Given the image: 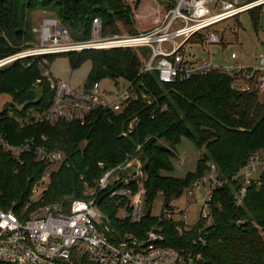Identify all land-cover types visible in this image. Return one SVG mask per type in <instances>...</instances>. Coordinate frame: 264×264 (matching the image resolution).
Returning <instances> with one entry per match:
<instances>
[{"label": "trees", "instance_id": "trees-1", "mask_svg": "<svg viewBox=\"0 0 264 264\" xmlns=\"http://www.w3.org/2000/svg\"><path fill=\"white\" fill-rule=\"evenodd\" d=\"M144 1L147 0H0V61L31 47L35 40V12L54 14L73 39L86 42L92 38L95 19L102 21L104 36L120 34L121 27L129 34H138L136 11ZM155 1L161 12L147 24L151 29L144 32L160 25L176 5L175 0ZM252 19L257 24V15ZM145 27L139 30H146ZM203 36L191 37L180 52L184 53L191 41L203 42ZM144 53L149 54L148 61V48L137 52L122 48L86 49L21 58L0 68V96L11 97V102L0 110V138L15 146L33 141L34 147L43 145L67 157L66 163L47 179L44 172L48 166L36 162L31 153L24 155V163L19 164L10 154L0 152L1 207L20 206L41 182L42 190L34 207L63 203L68 208L74 200L92 198L87 189L95 188L109 170L139 159L141 165L133 173L120 176L110 191L98 192L95 197L115 229L114 234L142 237L160 224L159 219L148 215L140 225L118 220L111 190L125 188L134 198L145 192L150 207L162 194L166 208L174 211L171 201L204 176L209 164H214L223 184L213 194L210 217L201 215L197 225L182 235L176 231L178 223L164 222V245L202 253L209 264H264V171L249 179V185L242 172L253 156L264 152V100L257 88L258 75L249 82L252 87L247 91L235 87L240 76L218 70L185 81L161 83L158 71L142 73L147 62ZM60 55L70 57L73 69L86 60L92 61L87 86L106 76L122 79L139 94L138 100L131 102L122 114L97 113L85 124L34 123V115L49 108L53 99L45 68L49 69ZM28 119L32 124L22 126L20 122ZM134 120L137 125L127 134ZM182 138L205 146L207 155L198 161L196 171L184 179L166 176L165 172L174 170L175 147ZM245 186L246 196L238 206L237 195Z\"/></svg>", "mask_w": 264, "mask_h": 264}, {"label": "built area", "instance_id": "built-area-1", "mask_svg": "<svg viewBox=\"0 0 264 264\" xmlns=\"http://www.w3.org/2000/svg\"><path fill=\"white\" fill-rule=\"evenodd\" d=\"M160 25L149 32L137 35L116 36L103 39L102 21L95 19L92 38L86 42L72 43L69 32L55 19H46L38 33V47L0 61V68L18 59L45 55L66 54L86 49H130L135 52L143 48L150 50V61L142 73L158 71L161 83L189 80L197 75H205L218 70L240 76L235 87L243 91L251 89L250 81L258 75L257 88L264 94V54L258 58L259 65L247 69L239 63L236 66L218 67L209 60L192 62L181 51L185 43L194 36H207L206 44H221L222 39L211 28L224 21L263 6L264 0H175ZM168 45V48L165 47ZM236 54L232 59L236 60ZM46 67V66H45ZM44 75L49 78L53 99L49 108L37 116V121L52 126L60 122L85 124L97 113L112 111L122 114L128 105L138 100L129 85L114 94L106 91L99 82L85 87H77L51 77L48 68ZM137 120L131 122L127 134L132 133ZM45 140V139H44ZM33 142V141H32ZM32 142L12 145L4 137L0 138V152L8 153L19 164L24 163V155L31 153L36 162L46 164L47 179L53 171L66 163L67 157L46 146H33ZM140 148V147H139ZM124 166V165H123ZM109 170L97 186L87 189L92 198L74 200L67 208L63 203L34 207L39 199L40 183L32 188L27 200L20 206L13 204L3 209L0 197V262L8 264H209L202 253L188 249H174L164 245L166 236L162 224L167 221L178 223L176 231L182 235L190 226L187 222L174 219V211L163 205L160 224L152 226L142 237L131 233H115L109 218L97 205L98 192L110 191L120 181L115 173L123 168ZM207 173L192 183L186 190L194 203L201 206L203 217H210L211 203L215 190L223 184L219 170L214 164L208 165ZM264 171V152L256 154L242 172L246 176L259 175ZM250 180H247L249 185ZM87 186V185H86ZM197 191L202 194L198 195ZM118 208L116 218L131 225H140L148 216V196L145 192L134 198L125 188H114L110 192ZM246 196V186L237 195V205H242ZM187 218L186 209L179 211ZM114 232V233H113Z\"/></svg>", "mask_w": 264, "mask_h": 264}, {"label": "rangeland", "instance_id": "rangeland-1", "mask_svg": "<svg viewBox=\"0 0 264 264\" xmlns=\"http://www.w3.org/2000/svg\"><path fill=\"white\" fill-rule=\"evenodd\" d=\"M158 2V1H157ZM155 0L144 1L141 9L136 11V19L138 25V34L143 33L151 28H147V24L153 22L156 18L157 13L160 14V4ZM160 3V2H159ZM257 15V24L253 23V15ZM160 16V15H159ZM47 18L56 19L60 22L57 17L52 13L35 12L32 14V29H40L43 22ZM61 25V24H60ZM142 26H146V30H139ZM70 35L72 43H80L82 41H77L73 39L71 32L65 28ZM122 32L120 34H108L104 36L103 39L113 38L116 36H127L133 35L129 34L126 29L121 27ZM220 35L223 43L221 44H206L207 36H203V42H193L191 41L185 46V54L190 61L201 62L203 60H209L213 65L218 67H228L236 66L233 63L232 54H236L238 57L239 64L247 69L257 67V59L261 54H264V6L257 9L256 12H246L241 14L239 17L224 21L219 23L210 29ZM137 35V34H134ZM39 34L35 33L31 47L26 48L25 51L31 48L38 47ZM168 48V45H165ZM112 49V48H111ZM110 50V49H105ZM79 52V51H78ZM142 54V51L138 54ZM149 54L144 53V59L147 61ZM150 61V59L144 63L145 65ZM92 61L86 60L83 64L73 69L70 62V57L68 55H60L53 59L50 63V73L53 78L65 81L77 87H85L89 81V75L92 70ZM101 86L111 94H114L122 89L129 87V83L125 80L118 79L114 80L109 76H106L100 81H98ZM51 88V87H50ZM261 100H264V94L261 95ZM11 102V97L8 95L0 96V110ZM37 114L34 115L37 121ZM22 126H27L32 124L28 119L20 122ZM176 157L172 160L174 170L171 173L165 172L164 175L171 176L178 179H184L186 175L190 172H195L197 168L198 161L202 159L203 156L207 155V149L205 146H197L192 140L188 138H182L181 142L175 147ZM141 165L139 159L132 160L125 164L122 169L115 173V177H125L133 173L137 167ZM247 179L256 177L255 174L250 176H244ZM198 195H201V191H197ZM165 197L159 194L152 207L151 215L153 217H159L163 214V205L165 204ZM170 206L175 210L174 219L181 222H187L189 226H195L201 219V206L193 202V199L184 192L179 198L173 199ZM186 209L188 214L187 218L182 217L178 214L179 211Z\"/></svg>", "mask_w": 264, "mask_h": 264}, {"label": "crops", "instance_id": "crops-1", "mask_svg": "<svg viewBox=\"0 0 264 264\" xmlns=\"http://www.w3.org/2000/svg\"><path fill=\"white\" fill-rule=\"evenodd\" d=\"M47 19H50V18H47ZM238 60H239L238 58H237L236 60H233V63H234V64H238V63H239ZM257 61H258V59H257ZM258 65H259V62H258V64H257V66H258Z\"/></svg>", "mask_w": 264, "mask_h": 264}, {"label": "water", "instance_id": "water-1", "mask_svg": "<svg viewBox=\"0 0 264 264\" xmlns=\"http://www.w3.org/2000/svg\"><path fill=\"white\" fill-rule=\"evenodd\" d=\"M147 215H151V208L148 209Z\"/></svg>", "mask_w": 264, "mask_h": 264}]
</instances>
